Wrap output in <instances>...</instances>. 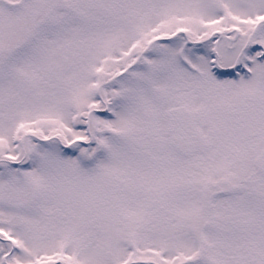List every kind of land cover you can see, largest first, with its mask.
I'll return each mask as SVG.
<instances>
[{"label": "snow or ice", "instance_id": "6c2138e0", "mask_svg": "<svg viewBox=\"0 0 264 264\" xmlns=\"http://www.w3.org/2000/svg\"><path fill=\"white\" fill-rule=\"evenodd\" d=\"M0 264H264V0H0Z\"/></svg>", "mask_w": 264, "mask_h": 264}]
</instances>
